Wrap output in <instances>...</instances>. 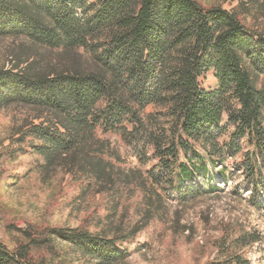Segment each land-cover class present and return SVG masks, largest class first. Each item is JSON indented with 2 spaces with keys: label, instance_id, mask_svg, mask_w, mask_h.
I'll list each match as a JSON object with an SVG mask.
<instances>
[{
  "label": "trees",
  "instance_id": "trees-1",
  "mask_svg": "<svg viewBox=\"0 0 264 264\" xmlns=\"http://www.w3.org/2000/svg\"><path fill=\"white\" fill-rule=\"evenodd\" d=\"M230 2L0 0V39L21 42L0 68V110L27 113L0 150V176L68 177L73 200L99 197L75 229L11 224L0 264H61L59 243L120 264L170 204L220 192L234 174L264 211V0ZM207 73L216 82L204 89ZM207 237L195 251L198 261L213 248L205 264H252L264 242L240 224Z\"/></svg>",
  "mask_w": 264,
  "mask_h": 264
},
{
  "label": "rangeland",
  "instance_id": "rangeland-1",
  "mask_svg": "<svg viewBox=\"0 0 264 264\" xmlns=\"http://www.w3.org/2000/svg\"><path fill=\"white\" fill-rule=\"evenodd\" d=\"M204 5L221 4L227 11H232L238 2L230 0H199ZM251 19L249 18V21ZM21 48V42L12 39H0V68H12V52ZM216 82L213 73H207L200 79L202 88L207 89ZM27 113L17 108L0 110V150L8 146L7 140L13 129L23 120ZM39 122H37L38 124ZM3 144V145H2ZM2 146V147H1ZM123 156L125 155L122 149ZM12 165L9 170H14ZM8 170V171H9ZM9 172L0 176V242L13 249L16 244L14 234L9 229L11 224L30 223L40 227H57L75 229L94 211L99 197L91 196L83 200H73L77 190L68 186V177L61 176L43 180L38 175L27 176L20 182L10 180ZM218 180L216 186L220 192L190 200L187 204H170L167 214L156 219L143 232V238L135 245L148 242L140 251L120 264H205L214 258L213 248L199 254L196 246L203 244L207 236L218 238L225 225H243L248 231L256 229L264 236V211L251 205L250 192L243 183V178L234 174L225 184ZM215 186V185H213ZM215 187V188H217ZM264 199V194H262ZM73 200V201H72ZM133 224L138 216L130 215ZM132 221V219L130 218ZM180 221L191 227L193 237L185 243L174 234V222ZM131 226V224H129ZM187 234V233H186ZM62 252L61 264H93L89 259L72 247L59 243ZM252 264H264V242L254 247L250 254Z\"/></svg>",
  "mask_w": 264,
  "mask_h": 264
}]
</instances>
